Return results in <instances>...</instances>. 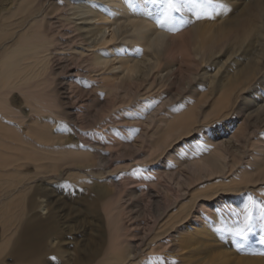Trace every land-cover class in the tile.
Instances as JSON below:
<instances>
[{"label": "bare ground", "instance_id": "1", "mask_svg": "<svg viewBox=\"0 0 264 264\" xmlns=\"http://www.w3.org/2000/svg\"><path fill=\"white\" fill-rule=\"evenodd\" d=\"M230 1L197 0L171 18L164 16L166 0H10L0 9V264H40L31 258L33 237L13 243L37 181L51 184L62 175L90 183L96 174L86 177L84 169L124 164L120 149L139 146L121 140L140 134L148 137L143 154L150 164L168 174L181 170L182 195L167 206L157 181L128 188L118 169L107 172L95 188L105 242L87 264H229L218 227L236 234L248 197L264 202V131L259 136L244 125L255 127L263 108L260 97L252 99L264 77L249 49L263 34L264 0L232 15ZM224 53L230 55L206 90L179 95L175 105L161 92L192 60L212 66ZM90 104L102 132L84 129ZM67 130L77 143L67 141ZM113 133L118 144L107 139ZM246 134L250 150L239 157ZM148 201L157 206L155 223L141 238L132 220L140 206L145 214ZM246 236L264 248V222L254 219ZM10 247L14 253L6 256Z\"/></svg>", "mask_w": 264, "mask_h": 264}, {"label": "rangeland", "instance_id": "2", "mask_svg": "<svg viewBox=\"0 0 264 264\" xmlns=\"http://www.w3.org/2000/svg\"><path fill=\"white\" fill-rule=\"evenodd\" d=\"M9 1L10 0H0V9L7 7V5L9 4ZM261 1L263 0H236L235 2L234 0L233 1L231 0L230 1L231 3H229L230 5L229 14L232 15V14L238 13V11L241 12L244 3H248V2L257 3ZM235 5L238 7H235ZM240 6L242 8H240ZM263 24H264V18L262 20V33L263 34H260V36L257 37L258 38L257 41L259 43L255 42V45L256 44L257 45L256 46L254 45V48H252L253 50L249 49V54L251 55V58L261 63L260 64L261 66L260 76L263 75L262 78L264 77V25ZM247 45L244 46V48L242 49V52H244L245 49L248 47ZM229 55L230 54L224 53L222 56H220V58H216L215 59L216 64H213L212 66H209L208 64L200 65L198 62H194V60H192V63H190V65L189 64L184 65L183 69L182 70L180 69V71H178L174 75L175 77L172 78L171 83L167 84L164 88L160 89L161 92L163 91L166 94H168L167 98L169 99V101H173V104L175 105L178 103L176 101L179 100L178 99L179 95H184L185 93L191 94L196 89L200 91V89L204 88L206 90L207 89L206 81L208 80V78L216 75L217 71L221 69V67L224 66V63L226 62L227 57ZM184 88H188V89L185 91ZM257 89H255L256 91L255 94L254 93L252 94L253 96L252 99L255 100L257 97H260V99L259 100L257 99V100L258 102H260L261 105H263L258 124H256L255 127H252V128L250 125L249 127H247V122H245L246 124L244 123V125L247 128V130L249 129V131L252 132V129H253L254 130L253 132L255 134L257 135L260 134L259 136H261V134L263 133L262 131H264V84L261 86H258ZM160 90L158 89L156 91L159 92ZM256 93H260L259 96H255L257 95ZM158 103L159 102H157L156 105ZM91 104L88 105V109H91V110H87L90 112L91 116L90 117L86 116L83 119L84 129L87 130L88 132H90L92 129H94L95 131L98 130L99 132H102V130L97 129V127L102 128L101 121L98 119V117H96V115H98L96 111L97 109L94 105L92 106ZM94 126L96 127L94 128ZM106 126H108L109 128L110 127L112 128L113 125H111L110 123V124H107ZM90 127L92 128L90 129ZM67 131L65 132L67 135V141H70V142L75 141V143H77L79 141V138L76 137L75 134L73 135L72 132H70L69 130ZM116 136H117L116 133H113V135H108L107 139L109 137L110 138L108 139L109 142L118 144L117 142L114 141L116 139ZM144 136L145 134H142V135L140 134L138 137H131V136L123 137V140H121L122 143H127V142L132 143L134 141H137L138 142L137 145L139 146V150H136V149L134 150L132 147H128L125 149L122 148L123 149L122 151L120 149V152H121L120 154L121 155L126 154L125 156H127V158L124 159L125 160L124 164L118 165V166L116 164L114 167L111 168L110 165H114L115 162H113L112 164L111 163L108 164L106 162L105 165L103 164L102 166H97V167H94L93 169H84L82 173L85 175H88L86 177H90L89 174H91V172H95L97 176V177L94 176V178L91 179L90 183H87V184L80 183L77 180L67 179L65 178V176H62V175H57L56 179L51 184H46V183L37 181L34 184L33 190L31 191V193H28V196L25 199V203H24L25 221H23L22 225H20L19 227L20 230L18 229V232H17L18 234L14 237L15 239H13L14 246L15 244L23 243L26 237H27L26 238L27 240L33 237L34 252H33V255H31V258H33L34 261H37V263H40V264L86 263L87 264V262H89V259L92 256H94L96 253L101 252L102 250L101 248L104 246L105 236H106L105 221L102 217L103 214L101 213L99 209V199H98V196L95 195L96 194L95 188L101 189V187H103L102 185L106 183V178H105L106 173L113 171V169L114 171H117L118 169L119 172H117L116 175L121 174L123 176L121 178H123L124 182L127 181L126 186L128 188L135 187V185L136 186L141 185L142 187L143 185L145 187H152L153 180L157 181L158 182L157 185L159 187L157 185H156L157 187L153 186L155 188V191L159 193L161 192L160 195L165 199V201L169 200V203L168 202H165V203L167 204V206H170L177 198H179L182 195V192H183L182 190H184V187L182 188L180 186L183 185L182 179L185 180V178L183 177L182 179L180 178L181 173L179 174V172H181V170L179 169L175 170V172L172 171V174L171 173L168 174V173H165V171L163 170L165 168L162 167L159 170L157 169V167H154L153 164H150L151 163L150 160H153V158L152 159L146 158V156L143 154L145 151H148V147H149V144H148L149 140L147 139L148 137L146 135L145 136L146 139L143 141V139L145 138ZM141 137H144V138L142 139ZM251 140L249 138V134L242 136L241 138L242 147H241V153L240 155H238L239 157L243 155L244 156L248 155L250 147H248L245 144L247 143V141H249L248 143H250ZM140 143H142L141 144L142 146H140ZM114 151L118 152L117 149H115ZM154 156H159V153L156 155L154 154ZM142 159H144L143 163H142ZM138 161L140 164H138L135 167L139 166L140 169L132 167V169L130 170L129 166L132 163L138 162ZM144 166H145V169L143 168ZM124 167L127 169V171L125 170V172L122 171ZM152 169H154L156 172H158L159 170L160 173L153 174L152 172H150ZM184 169L185 170H182V172L187 175V173L190 170L186 167ZM100 172H102L101 175L98 174ZM148 172H149L150 177L147 175ZM125 176H126V179H125ZM136 177H138L139 179ZM179 178L182 181L178 180ZM187 178H189L190 181L193 183L196 180V178L192 177L190 173ZM130 180L132 182H130ZM133 181L135 183H133ZM151 202L155 204L154 201H151ZM152 203L149 202L148 204L149 206H147V211L145 212V214L143 212L144 207H141V206L138 207L139 211L137 210V212L134 213L135 216L139 215L138 221H135V219H133L132 220L133 223L131 222L133 226H135L134 229L136 230L138 228V230L141 232V236H140L141 238L142 236H144V234H145V237L149 235V233L151 232L150 230H152L153 225L155 223V217H156L155 211L157 209V206H155L156 204L154 205L156 207L155 209ZM146 204L147 203H145L144 205L146 206ZM128 222L130 223V221ZM149 226L151 227V229ZM219 227L217 230L219 232L218 234L226 238V241L224 243L225 245L227 244L230 247L226 249L227 253L231 256V261L229 262V264H235V262H239L240 260H243V259H246L250 263H252L254 261H258V259L260 258H264L263 257L264 248L260 247L261 243L255 240H251L250 238H245L247 237L246 235L239 236L237 234H234V235L230 234L229 236L228 235L229 233L221 232V231H224L223 226L222 227L219 226ZM29 228H31L32 233H34L32 234L33 236L31 237L29 236L30 232H28ZM35 236H36V239H35ZM233 237L234 238L236 237V238L234 239ZM230 242H233V243H230ZM236 242L238 243V245ZM233 244L235 246V249L233 248L234 247ZM12 251H13V247H10L6 252L7 254L5 253V255L10 256L12 254L10 252ZM257 252H259L260 254H258ZM12 258L14 259V257Z\"/></svg>", "mask_w": 264, "mask_h": 264}, {"label": "snow or ice", "instance_id": "3", "mask_svg": "<svg viewBox=\"0 0 264 264\" xmlns=\"http://www.w3.org/2000/svg\"><path fill=\"white\" fill-rule=\"evenodd\" d=\"M211 3V0H207ZM197 4V0H166L164 16L171 18L172 13H183L186 9H191ZM264 195V193H262ZM249 203L244 207V228L237 231V235L245 236L246 231L251 229V225L257 217L264 222V202H256L251 196L248 197ZM255 210V216H254ZM161 259V258H158Z\"/></svg>", "mask_w": 264, "mask_h": 264}]
</instances>
